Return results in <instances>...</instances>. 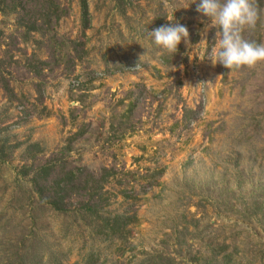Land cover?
Here are the masks:
<instances>
[{"label":"rangeland","instance_id":"rangeland-1","mask_svg":"<svg viewBox=\"0 0 264 264\" xmlns=\"http://www.w3.org/2000/svg\"><path fill=\"white\" fill-rule=\"evenodd\" d=\"M56 1L58 46L24 38L0 6V264L34 252L47 264H264V61L214 65L216 30L200 42L191 0H86L88 29L79 0ZM252 2L257 23L243 36L264 43V0ZM167 19L194 46L156 50L149 31ZM75 135L70 166L118 172L103 214L136 215L122 238L56 214L21 173Z\"/></svg>","mask_w":264,"mask_h":264},{"label":"trees","instance_id":"trees-1","mask_svg":"<svg viewBox=\"0 0 264 264\" xmlns=\"http://www.w3.org/2000/svg\"><path fill=\"white\" fill-rule=\"evenodd\" d=\"M79 3L82 27L88 29L90 19L87 1L79 0ZM0 6L17 15V27L22 31L24 38H28L33 33L42 36L49 34L51 35L49 41L58 46L53 27L61 19L63 11L56 0H0ZM251 41L260 43L258 39ZM39 63L44 67L48 66L47 62ZM40 71L39 67L38 69L33 67L36 76L40 77ZM4 88L9 98L15 97L6 84ZM37 93L40 99L42 93L40 90ZM187 113L191 112L187 111ZM76 138V135L73 136L65 148L52 155L45 163L26 168L21 173L23 177L29 178L32 192L38 200L56 214L74 213L82 219H90L91 223L99 221V233L106 238H122L128 233L127 229L130 225L137 224L136 215L129 217L103 214V211L110 206L111 197H115L106 190V187L110 181H118V172L112 168H104L99 175H95L84 167L70 166L64 154L72 151L71 146ZM121 195L124 199H130L126 192H121ZM72 207L74 208L71 209ZM31 260L30 264H47L43 262V257L39 258L37 252L32 254Z\"/></svg>","mask_w":264,"mask_h":264},{"label":"clouds","instance_id":"clouds-1","mask_svg":"<svg viewBox=\"0 0 264 264\" xmlns=\"http://www.w3.org/2000/svg\"><path fill=\"white\" fill-rule=\"evenodd\" d=\"M190 4H196V12L204 25L199 33L202 37L200 42L207 40L210 29L216 30L218 52L211 59L214 65L219 63L230 70L264 61V43L249 41L243 36L245 30L255 28L257 23L258 11L252 0H191L188 7ZM168 21L149 31L156 50L175 56L182 43L187 49L194 46L185 25L176 19L175 22Z\"/></svg>","mask_w":264,"mask_h":264}]
</instances>
